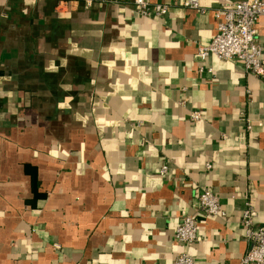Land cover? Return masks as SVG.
Listing matches in <instances>:
<instances>
[{"label": "crops", "instance_id": "1", "mask_svg": "<svg viewBox=\"0 0 264 264\" xmlns=\"http://www.w3.org/2000/svg\"><path fill=\"white\" fill-rule=\"evenodd\" d=\"M85 1L0 0V264H241L247 198L264 229V78L196 58L220 0L159 18ZM255 29L264 43V15Z\"/></svg>", "mask_w": 264, "mask_h": 264}, {"label": "built area", "instance_id": "2", "mask_svg": "<svg viewBox=\"0 0 264 264\" xmlns=\"http://www.w3.org/2000/svg\"><path fill=\"white\" fill-rule=\"evenodd\" d=\"M90 5V0L85 1ZM176 5L204 13L199 0H169L153 3L151 0H133L136 13L140 16L162 17L170 7ZM264 15V0H220L215 9L216 32L211 41L206 45H199L196 58L204 61L212 55L222 60H237L244 70L255 76L264 78V43L257 40L255 22L258 17ZM205 68L200 66V70ZM211 72L210 68H206ZM189 118L196 121L201 118L198 110L191 111ZM251 123L247 121V128ZM209 169L210 164L206 163ZM167 169L161 167V173ZM199 209L206 216H222L225 214L220 198L209 189H203L197 198ZM256 210L247 198L244 202L240 221L243 224L244 236L248 248L241 258V264H264V229L253 227ZM174 241L181 245H189L200 240L198 233V221L192 215H185L175 227ZM172 264H196L194 258L186 251L178 252Z\"/></svg>", "mask_w": 264, "mask_h": 264}]
</instances>
